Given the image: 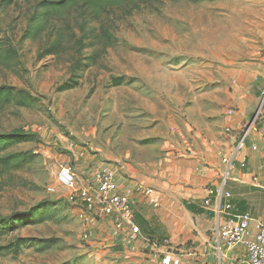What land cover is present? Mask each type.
Wrapping results in <instances>:
<instances>
[{
    "label": "rangeland",
    "instance_id": "obj_1",
    "mask_svg": "<svg viewBox=\"0 0 264 264\" xmlns=\"http://www.w3.org/2000/svg\"><path fill=\"white\" fill-rule=\"evenodd\" d=\"M41 1L0 0V87L13 93V101L0 104V157H12L0 174V219L14 216L0 247H21L0 264H151L149 256L160 257L154 243L178 254L183 246L171 242L156 216L143 233L151 243L140 250L117 243L110 225H85L72 190L58 182L61 166H73L77 189L100 165L118 166L116 160L165 168L166 157L191 141L181 136L203 124L202 113L215 121L231 117L235 101L249 99L258 112L264 0H158L117 11L106 18L115 42L106 48L85 39L81 49L83 32L71 20L73 30L64 31L50 56L45 51L64 28L41 18L44 29L29 36ZM78 61L90 66L74 71ZM72 76L77 86L60 91ZM116 78L120 86H113ZM219 130L224 135V126ZM147 208L153 215L161 210Z\"/></svg>",
    "mask_w": 264,
    "mask_h": 264
},
{
    "label": "crops",
    "instance_id": "obj_2",
    "mask_svg": "<svg viewBox=\"0 0 264 264\" xmlns=\"http://www.w3.org/2000/svg\"><path fill=\"white\" fill-rule=\"evenodd\" d=\"M235 105L237 110L231 117L226 115L217 121L216 115L202 113L203 124L192 126L186 135L181 136L185 139L190 135L191 141L183 142L174 154L172 152L166 157L165 168H135L120 160L115 161L118 166L111 164L116 170L120 190L130 195L136 207V224L142 231L140 238H123L115 232L110 221L105 222L111 226L117 243L132 249L133 245L135 249L138 248L143 243L142 238H146L143 236L145 226L150 225L153 216H156L166 228L172 243L183 248L185 245L190 246L189 250H177L173 264H193L196 261L198 264H218V260L219 264H248L246 252L242 248L224 253L219 258L215 230L225 216H218L205 206L209 196L207 188L225 183V189L233 195L235 212L252 216L248 240L256 237L259 226L264 223V99L258 112L256 99L236 100ZM194 115H197L196 111ZM218 121H221L224 129L248 130L245 145L236 154L237 138L225 132L222 135L219 127L223 126L217 124ZM234 155L236 157L231 167L223 162V157L232 158ZM139 184L156 190L160 213L153 215L147 210L151 206L148 199L134 190ZM141 209L145 214L142 215ZM211 232H214V239L210 237ZM144 246L142 250L149 251V245ZM149 257L151 264H161L160 257Z\"/></svg>",
    "mask_w": 264,
    "mask_h": 264
},
{
    "label": "built area",
    "instance_id": "obj_3",
    "mask_svg": "<svg viewBox=\"0 0 264 264\" xmlns=\"http://www.w3.org/2000/svg\"><path fill=\"white\" fill-rule=\"evenodd\" d=\"M233 113L234 111L230 110L228 115ZM245 129L240 131L231 127L225 129L228 136L237 138L235 154L244 147L248 138V130ZM235 157V155L232 158L223 157V162L231 167ZM77 180L73 166L70 163L63 164L58 175V182L63 187L72 190L71 199L81 207L80 219L85 225L110 221L120 237H141V228L136 224V207L130 195L120 190L116 170L111 164L106 163L97 167L90 179L79 189L76 187ZM134 190L138 195L147 198L151 206L159 208L160 204L156 200V190L153 187L139 184ZM208 195L205 206L218 216H225L222 224L215 230L219 258L221 259L224 253L242 248L246 252L248 264H264V223L259 226L256 237L248 240L252 216L249 213L237 214L235 212L236 205L232 201L233 195L225 189V183L210 187ZM142 240L151 243V240L147 238H142ZM165 242L170 245L167 241ZM153 245L154 248L160 249L161 264L175 262L177 254L172 248L165 249L157 243Z\"/></svg>",
    "mask_w": 264,
    "mask_h": 264
},
{
    "label": "trees",
    "instance_id": "obj_4",
    "mask_svg": "<svg viewBox=\"0 0 264 264\" xmlns=\"http://www.w3.org/2000/svg\"><path fill=\"white\" fill-rule=\"evenodd\" d=\"M17 0H7V4H12ZM158 0H43L36 5V15L34 18L35 27L29 36H38L40 31L44 29V25L50 19L59 21L64 29L59 30L57 41L45 51L44 56H50L58 52L61 46L62 37L64 31L73 30L74 25L83 32V38L78 41L81 49L87 47L84 40L90 41L91 46L101 44L104 48L113 45L115 43L112 38V33L107 29L106 18H109L113 13L117 11H126L132 13L138 10L142 6L151 5ZM203 1V0H198ZM215 1V0H209ZM45 18L46 22L41 23L40 19ZM74 21V25L72 21ZM100 24V27H94L93 24ZM94 58L90 57L89 60ZM90 66L88 64L78 61L75 65L74 71L78 70L82 66ZM74 74V73H73ZM75 76H72L70 80L62 84L59 88L60 91H68L74 89L77 86ZM123 83L122 78H116L113 86H120ZM13 101L12 89L0 87V104L5 105ZM19 104L25 105L24 102ZM11 158L0 157V174L4 171H8L11 164ZM14 218V216L0 219V240L7 236L13 228L6 226V222ZM15 229V228H14ZM20 244H12L5 247H0V257L4 256L7 252L18 253L20 250Z\"/></svg>",
    "mask_w": 264,
    "mask_h": 264
}]
</instances>
